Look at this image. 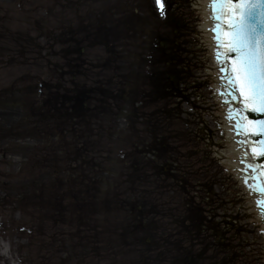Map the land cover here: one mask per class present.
Segmentation results:
<instances>
[{
    "label": "rangeland",
    "instance_id": "374dc122",
    "mask_svg": "<svg viewBox=\"0 0 264 264\" xmlns=\"http://www.w3.org/2000/svg\"><path fill=\"white\" fill-rule=\"evenodd\" d=\"M143 1L152 9L149 17H141L145 10H117L129 0H0V94L9 90L15 97L0 98V264H138L140 257L153 258L150 264H182L186 209L204 211L206 204L218 217L235 220L234 262L264 264V229L228 164L203 0H178L181 32L173 39L186 53L187 67L177 92L187 103L140 99L151 93L145 83L155 70L148 65L147 43L156 44L153 34L172 38L152 0ZM33 83L35 91L46 88V101L57 86L71 96L86 89V113L74 129L52 136L59 131L40 124L45 140L9 138L16 130H8L6 119H13L12 127L17 112L26 114L22 90ZM63 107L68 111L71 103ZM20 128L26 134V122ZM155 147L170 153L161 160ZM43 150L55 158L51 169H30L32 155ZM29 187L47 193L42 206L32 208L37 214L8 205ZM137 221L147 225L135 233ZM126 224L134 234L121 239ZM211 225L228 237L220 221ZM166 234L170 244H161ZM143 239L161 248L158 255L146 248L136 256ZM230 246L224 244L222 254Z\"/></svg>",
    "mask_w": 264,
    "mask_h": 264
},
{
    "label": "snow or ice",
    "instance_id": "6c2138e0",
    "mask_svg": "<svg viewBox=\"0 0 264 264\" xmlns=\"http://www.w3.org/2000/svg\"><path fill=\"white\" fill-rule=\"evenodd\" d=\"M165 4L166 0H156L161 16L165 15ZM237 7L241 9V19L229 24L232 34L226 57L228 53L235 55L228 86L237 87L245 104H259L260 110H264V0H237ZM260 190L264 192V187Z\"/></svg>",
    "mask_w": 264,
    "mask_h": 264
},
{
    "label": "water",
    "instance_id": "95a60500",
    "mask_svg": "<svg viewBox=\"0 0 264 264\" xmlns=\"http://www.w3.org/2000/svg\"><path fill=\"white\" fill-rule=\"evenodd\" d=\"M208 14H209V21H210V28L213 31L214 35V47H213V54L216 56L217 59V67H219V79L223 82V96H220V101L223 105V112L227 113L228 118L239 119L241 116L240 110V102L237 96V92L235 90L234 85L232 87L228 86L227 77L230 75L228 71H226V64L225 59L222 56L220 51V41H219V29L220 25V16L222 12V6L224 0H208ZM227 24L225 29V36H226V44L228 46V40L231 36V32L229 29L230 23H235L236 21L241 19V9L237 7V0H232V3L229 8V13L227 16ZM219 53V55H217ZM232 57L235 54L230 53ZM232 57L231 60H232ZM223 69V70H222ZM248 106V113H247V122L249 128V135L251 138V146L254 152L257 155L261 166L263 167L264 172V110H260L259 104H246ZM255 108L256 110L253 111L251 109ZM240 123L233 124V133L239 134L240 139L238 142L239 150L236 153V157H241L243 164L247 162V165H250V170L243 172V169H237V174L244 179V176H252L250 182L248 183L249 188L255 193L254 203L256 205L257 213L259 210L264 209V192H261V188L263 187V183L261 178L258 176L256 170L254 169L251 160L249 159L247 149L245 148V142L243 134L241 132ZM259 220H262L261 227L264 229V213L261 214Z\"/></svg>",
    "mask_w": 264,
    "mask_h": 264
},
{
    "label": "flooded vegetation",
    "instance_id": "af4514ba",
    "mask_svg": "<svg viewBox=\"0 0 264 264\" xmlns=\"http://www.w3.org/2000/svg\"><path fill=\"white\" fill-rule=\"evenodd\" d=\"M129 6H125V7H119L117 10H152L150 7H148V5H146L144 3L143 0H129ZM153 2V6H154V0H152ZM167 6L169 7V2L166 1ZM165 5V8L167 7ZM155 8V7H154ZM108 10H116L115 7H111ZM156 10V9H154ZM166 10H168L166 8ZM208 209L207 210H199L197 208L190 207V205L187 207L186 212L184 210V212L186 213L183 217L184 222L183 225L185 223V246H184V250H185V256H184V261L182 264H239L237 262H234V258L236 259V255H234L233 253H231L229 255V253L233 250L234 240H231V236L237 231L236 230V226L233 225L231 222H229L228 218H223V217H218L214 212L215 209H209V206H207V204L205 205ZM204 212V213H203ZM205 215H207L208 217H206ZM215 219H217L218 221H220V225L223 227L225 226V228L227 229V232L230 234V240L225 237V241L221 238V232H218V230L216 229V226L211 225L213 220L215 221ZM225 221V222H224ZM181 223V221H180ZM146 221L142 222L139 221L138 225H137V229L141 228L142 229H146ZM140 231V230H137ZM169 234H172L170 231L168 232ZM174 233V232H173ZM169 234H166L167 240L166 242H161L162 243H166V244H170L169 240H170V236ZM169 239V240H168ZM149 240L148 239H143V242H141V245H139V249H137L138 251H142V254L145 253V251L147 250L149 252V254H156L158 255V253H156V250L161 249L160 247H156L154 249V247L149 246L150 243L148 244ZM223 242H225V244L230 243L231 245V249L229 251H226L225 254H222V244ZM239 244V240H237V243ZM233 245V246H232ZM141 246H145V248L143 247L141 249ZM147 248V249H146ZM239 247L236 246V249H238ZM241 248V247H240ZM239 248V249H240ZM146 259H153V258H144L143 257V261L144 263L141 264H150V263H146ZM182 259V260H183ZM230 260V261H228ZM174 264H179L178 262H175ZM242 264H246V263H242Z\"/></svg>",
    "mask_w": 264,
    "mask_h": 264
},
{
    "label": "bare ground",
    "instance_id": "6f19581e",
    "mask_svg": "<svg viewBox=\"0 0 264 264\" xmlns=\"http://www.w3.org/2000/svg\"><path fill=\"white\" fill-rule=\"evenodd\" d=\"M208 0H203L202 2V8H203V28L204 31L208 34V38L209 41L211 42V55L213 58V65L215 67V72L216 75L214 76V78L216 79V85L214 88V92L215 95L217 96L218 102L222 105L221 101H220V96H223V82L221 79H219V67H217V59L216 56L213 54L214 50V35H213V31L210 28V21H209V14H208ZM223 106V105H222ZM223 119H224V129L226 130V134H227V138L229 139V149H228V155H227V159H228V164L230 165L231 170L237 174V169H243V172L250 170V165H247V162L245 164H243L241 157H236V153L239 150L238 147V142L240 139L239 134H234L233 133V124H234V118H228L227 113L224 112L223 113ZM238 175V174H237ZM252 176H244V179H242L239 176V183L240 185L244 188V190L250 195L253 203H254V198H255V193H253V191L249 188L248 183L250 182ZM254 207H255V211H256V205L254 203ZM257 216L260 218L261 214H262V210H259V212L257 213ZM11 261L10 259H6L3 260V264H10Z\"/></svg>",
    "mask_w": 264,
    "mask_h": 264
},
{
    "label": "trees",
    "instance_id": "16d2710c",
    "mask_svg": "<svg viewBox=\"0 0 264 264\" xmlns=\"http://www.w3.org/2000/svg\"><path fill=\"white\" fill-rule=\"evenodd\" d=\"M175 52H174V51ZM163 53L166 54L167 58H168V63L169 65L171 66L170 69H168L167 67H165V62L162 58V55L160 53V58H158L159 60V65H160V68L162 69L163 74H164V78L167 79L169 76L170 77H173L174 80H178V77L180 76V71L182 69H185L187 67V62L183 59L180 60V53L176 51V48L172 45V44H169V45H166V47L163 49ZM179 53V54H178ZM168 71H170L169 73H167ZM162 75L160 74L159 77H161ZM164 86H169L168 85V81L165 80V82H163ZM154 88L158 90V92L161 91V89L163 90L162 88V83L159 82L157 85L155 84L154 85ZM166 89V88H165ZM167 92H175L177 91V87H174V88H171L169 87ZM165 91V90H163ZM174 96V95H172ZM52 105V108L54 107V104H51ZM55 109V107L53 108ZM41 111L39 108H35V112H33V118L35 119L34 121H32V123L29 126L30 130H28L29 128H27L26 130V135L28 136H36L39 137L40 135L42 136L45 131L43 132V129H42V125H40V122L38 120L39 118V115H40ZM40 125V126H39ZM48 127V126H47ZM53 130L55 132V128L58 129L59 127L57 126H52ZM18 129V127L16 128ZM49 129V128H46V130ZM42 130V132H41ZM33 159H30L29 162H30V165L33 167V163L35 162L36 166H35V169H42L45 167V163H49L48 161L49 160H46L44 159L42 156L41 158H35L34 156H32ZM43 188L42 189H37V190H31L29 195L26 196L25 198H22L24 199V202H27L29 201L32 206L34 207H39L40 206V200L41 198L43 197ZM24 197V196H23Z\"/></svg>",
    "mask_w": 264,
    "mask_h": 264
}]
</instances>
